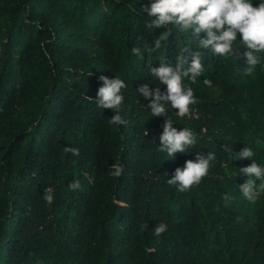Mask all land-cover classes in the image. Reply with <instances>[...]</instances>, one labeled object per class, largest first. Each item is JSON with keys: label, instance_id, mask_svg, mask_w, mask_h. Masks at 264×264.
Instances as JSON below:
<instances>
[{"label": "trees", "instance_id": "obj_1", "mask_svg": "<svg viewBox=\"0 0 264 264\" xmlns=\"http://www.w3.org/2000/svg\"><path fill=\"white\" fill-rule=\"evenodd\" d=\"M148 3L0 0V264H264V191L249 200L239 190L240 169L264 165V68L247 74L243 47L223 57L198 49L191 31L173 30L157 49L164 29L147 27ZM145 46L143 57L131 52ZM196 51L204 71L183 82L196 102L183 116L167 110L196 142L169 158L159 146L165 116L151 114L138 87L159 84L150 68L161 63L175 68L182 56L189 67ZM101 75L126 83L124 124L88 98ZM245 146L253 156L235 158ZM209 152L199 183H167ZM159 223L167 228L156 235Z\"/></svg>", "mask_w": 264, "mask_h": 264}, {"label": "clouds", "instance_id": "obj_2", "mask_svg": "<svg viewBox=\"0 0 264 264\" xmlns=\"http://www.w3.org/2000/svg\"><path fill=\"white\" fill-rule=\"evenodd\" d=\"M150 18L147 27L151 30L163 27L158 39L155 40V47H161V41L174 30L178 34L193 33L192 40L198 49H209L223 57H230L233 54H240L243 47V56L246 58L247 67L245 72L254 74L257 66L264 68V0H149V3L142 8ZM201 32L206 33L203 38L199 37ZM146 47H134L131 52L137 57H143ZM186 62L185 57H178V62L173 68L169 64L161 63L160 66L150 68L151 74L159 84L151 86L145 83L138 87V91L144 98L152 97L150 101V112L152 115H164L165 123L163 132L159 139L160 150L165 152L169 158H175L177 151L186 153L195 144L196 136L189 127L177 130L173 127V120L167 117L168 106L176 110L177 115L183 116L190 111V105L196 102V96L192 87H184L185 77L191 74L189 80L195 82L197 76L204 71L201 52L196 51L190 61V66L183 68ZM103 85L99 87L95 98L88 97L95 101V104L104 109L111 108V123L114 125L124 124L125 120L117 109L124 100L122 89L126 88L125 81L115 75L110 78L107 75L99 77ZM203 83L211 86L210 80ZM167 86L166 93L161 92V85ZM74 154L77 149H67ZM234 151V150H232ZM235 158L252 157L250 147H243L240 151H234ZM234 158V159H235ZM215 159V153L207 155L196 154V159H188L183 167H177L167 183L176 185L183 191L193 184L200 182L210 167V162ZM246 173L248 179L239 186L240 192L249 200L256 199L254 194L257 189L264 191V165L255 160L240 169ZM122 168L119 164L114 165L113 175L119 176ZM261 178V183L256 184V179ZM69 187L77 189L80 187L78 180H73ZM225 200L231 199L225 195ZM45 199L53 200V190H45ZM167 228L164 223L155 226V234L160 235Z\"/></svg>", "mask_w": 264, "mask_h": 264}]
</instances>
